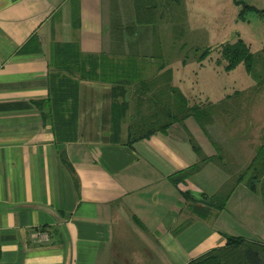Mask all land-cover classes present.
<instances>
[{"label":"crops","instance_id":"1","mask_svg":"<svg viewBox=\"0 0 264 264\" xmlns=\"http://www.w3.org/2000/svg\"><path fill=\"white\" fill-rule=\"evenodd\" d=\"M122 1L0 0V264H189L225 246V234L264 242V197L245 185L212 216L195 214L183 196L212 195L230 173L201 181L209 163L184 182L171 181L198 161L188 132L208 156L216 154L194 118L131 146L115 143L111 85L83 81L79 137L56 140L47 110L37 106L50 94L54 43L77 42L85 53L121 59L146 56L143 43L154 38L138 40L133 2ZM167 69L180 88L170 64L136 68L146 79ZM161 84L143 96L140 116L154 111L148 97ZM127 96L133 115L139 97ZM234 146L229 153L238 172L255 147Z\"/></svg>","mask_w":264,"mask_h":264},{"label":"trees","instance_id":"2","mask_svg":"<svg viewBox=\"0 0 264 264\" xmlns=\"http://www.w3.org/2000/svg\"><path fill=\"white\" fill-rule=\"evenodd\" d=\"M179 3L181 0H169ZM135 10V26L156 27L162 20L159 0H133ZM256 10L264 17V9ZM213 51L212 47L204 49L199 60H204ZM221 58L217 61L230 71L240 63H244L247 71L255 78L261 76L264 85V58L261 53L254 54L250 46L241 38L234 43H224L219 47ZM153 58V56H152ZM49 97L37 102V106L49 119L56 140L59 143L76 141L78 139L79 95L80 84L83 81L111 85L112 104L110 113V136L112 142L124 141L128 145L150 138L158 132H166L175 123H184L188 118H194L203 132L209 138L216 154L208 156L195 137L188 132L189 141L193 146L198 161L188 168L178 171L170 177L179 184L201 171L209 163L218 164L230 173L228 180L219 191L212 195L204 194L196 199L188 191L183 196L191 210L201 216H212L224 210L236 187L245 185L251 191L263 196L264 190V136L257 146L254 157L249 165L237 174H232L226 162L223 147L213 140L209 126L215 121L219 104L213 102H196L188 98L179 87L172 85L173 72L167 69L163 73L146 79L136 68L146 65L147 61L130 55L124 59L108 53H85L79 43H54L50 55ZM262 64L257 72L255 65ZM167 62L162 58L159 67L164 69ZM263 75V76H262ZM162 83L148 97L150 104L155 103L153 112L147 117L140 116L141 106L145 102L143 96ZM133 91L139 97V105L134 107L131 115L132 101L128 92ZM43 111V112H44ZM131 117V118H130ZM130 119V120H129ZM128 123L127 135L122 136L123 126ZM65 158V153L62 152ZM264 197V196H263ZM226 245L213 249L189 264H264V242L248 239L244 236L225 234Z\"/></svg>","mask_w":264,"mask_h":264},{"label":"rangeland","instance_id":"3","mask_svg":"<svg viewBox=\"0 0 264 264\" xmlns=\"http://www.w3.org/2000/svg\"><path fill=\"white\" fill-rule=\"evenodd\" d=\"M126 1L128 0L122 2ZM159 2L160 12L163 13L161 24L156 27L139 26L141 35L138 40L145 36L151 40L154 38L151 43L142 42L146 65H159L162 58L165 59L167 65L176 69V81L188 98L196 102L220 105L209 131L213 140L223 147L232 174H237L249 164H240L241 169L236 172L229 149L240 145L242 149L255 147L256 151L263 140L264 85L261 76L253 77L244 63L226 71L225 61L217 63L222 59L219 47L241 38L254 54L261 53L264 58V17L247 7L249 5L259 10L264 9V0ZM112 31L113 26L109 33L112 34ZM208 47H212L213 51L200 61L199 56ZM255 66L257 72L262 69V64ZM240 142L248 145L244 146ZM240 159H244L243 155ZM219 169L220 171L211 163L204 174L199 176L200 180L215 181L213 174L216 172L229 173L220 166Z\"/></svg>","mask_w":264,"mask_h":264},{"label":"water","instance_id":"4","mask_svg":"<svg viewBox=\"0 0 264 264\" xmlns=\"http://www.w3.org/2000/svg\"><path fill=\"white\" fill-rule=\"evenodd\" d=\"M264 185V184H263ZM263 196H264V190H263Z\"/></svg>","mask_w":264,"mask_h":264}]
</instances>
